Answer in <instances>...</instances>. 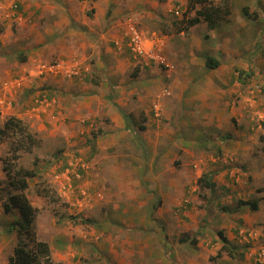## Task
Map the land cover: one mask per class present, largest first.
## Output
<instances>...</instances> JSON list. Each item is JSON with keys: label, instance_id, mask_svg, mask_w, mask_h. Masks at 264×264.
<instances>
[{"label": "rangeland", "instance_id": "1", "mask_svg": "<svg viewBox=\"0 0 264 264\" xmlns=\"http://www.w3.org/2000/svg\"><path fill=\"white\" fill-rule=\"evenodd\" d=\"M96 1L0 0V130H5L0 133V219L14 222H0V264H9L19 240H29L19 232L18 205L24 201L34 209L29 227L35 239L49 243L51 264H264V0H210L229 13L212 25L201 16L191 30L181 22L197 16L204 4L131 0L118 6L115 1L126 0H110L101 23L120 34L118 24L138 11L139 26L157 32L159 40L166 35L168 41L169 67H129L138 82L156 72L148 68L160 69V74L153 75L159 81L157 91L147 84L139 93L142 102L131 97L117 102L123 128L95 101L87 109H99L90 113L78 100H64L77 94L79 84L87 94L88 86L103 78V66L87 69L93 49L86 41L92 38L80 35L84 50H78L79 57L71 47L76 35H62L84 14L94 19ZM57 6L63 7L60 16ZM117 6L127 11L116 17ZM99 33L107 35V28ZM109 45L124 50L116 39ZM26 46L35 47L33 58ZM21 55L30 58L27 64L22 65ZM208 56L220 59L204 75L216 80L211 93L205 92L214 108L194 109L192 97L183 100L184 113L171 103L170 74L186 66L197 74ZM58 60L79 64L82 74H61L54 78L57 83L50 80L53 75L38 74L41 62ZM136 69L143 77L134 75ZM231 143L238 153L228 152ZM10 168L12 174L27 168L37 175L25 190H16L9 183ZM160 170L171 173L175 186L185 179L182 197L165 203L168 185L163 191L155 187L170 176ZM200 178L213 187L206 188ZM240 200H257L261 210L240 207ZM238 211L255 219L251 226L243 217L233 220L237 228L231 232L240 241H229L231 257L221 250L219 231L228 233L229 226L221 225L223 216Z\"/></svg>", "mask_w": 264, "mask_h": 264}, {"label": "crops", "instance_id": "2", "mask_svg": "<svg viewBox=\"0 0 264 264\" xmlns=\"http://www.w3.org/2000/svg\"><path fill=\"white\" fill-rule=\"evenodd\" d=\"M129 1H130V3L132 2L131 0H126L124 3H120L117 1H115V2L118 6H128ZM109 4H110V0L96 1V3L94 4V9H92V11L95 15L94 19H91V17L89 18L88 15L84 14L83 17H81V19L80 18L77 19L76 25L72 26L73 28L71 29V32L67 31L64 34L62 33L63 36H65L67 34H75L77 36V37L75 36V38H77L76 42L74 43V41L72 40L73 45L71 46L72 48L77 49L76 51H74L75 54H73L76 56H79V52H81V51L78 52V50H80L81 47L83 48V45H84V43L82 44L83 38L80 37V35H84V36H87L89 38H92L91 40H89L91 42L86 41L87 43H89L92 46V49H93L92 54H91L93 56L92 62L90 64H88L87 69L91 70L93 68V66H95V65H97L99 67L103 66V68H104V72L102 75L103 76L102 81H100L99 83L89 85L88 86L89 89L87 90L88 91L87 94H84V92H81L82 90H84L83 89L84 86H82V88H81V86H80L81 84H79L77 94H69V95H67L66 98H64V100L66 99V101H67L68 98L72 97V102L77 103V100H78L80 106H82V108H84L83 111L84 112L88 111L90 113H95L99 109V108L96 109V111H95V109H87V107H90V105H92L89 102L95 101L97 103L98 107L103 105V107L108 108V113L112 116V120L114 119L116 121L115 122L116 127L123 128V127H125V122H123V120L119 121L121 117L119 116V114L116 111L117 102L120 105L123 103L124 99H129L130 97L135 98V101L138 99V103L142 102V100H144V98L139 93H141L144 88H146V90H147V88H148L146 86L147 84L150 85V89L152 87L154 89V91L156 90V87L159 84L158 83L159 81L157 79H155L153 75H159L160 69L157 70V68H154V69L148 68L150 70V72H151V70L156 71V72L154 74H151L152 76L150 78L144 79V82L143 81L138 82L137 77H130L131 73L129 74L128 69H129V67L131 68V70L137 68L138 67V59H136L132 55V53L129 52L128 49H124L123 51H119V50L116 51L114 48H112L109 45V42L111 41V39H114V40L116 39V41H117L121 36V32L119 34L118 33L119 30L117 28H115L114 26L108 27V24H106L104 21H103V23L100 22L101 18L103 16H105V14H107ZM106 6L108 7L107 9H106ZM118 6L116 9V12L114 13V15H116V17L121 15L123 12L127 11V8H125L123 11H120L118 9ZM57 8H58V10L56 11V14L60 16L61 12L63 11V7L61 8V6H57L56 9ZM79 13H81V12H79ZM135 13L138 17V11H136ZM120 24H118V27H120L122 29L123 25H120ZM67 25H65V26H67ZM195 26H197V25H195ZM75 27H78L77 31H76L77 28H75ZM103 28H107V35H105L103 33L100 35L99 32ZM192 28L193 27H190L189 30H191ZM62 32H63V30H62ZM89 33H94V34L92 35V37H90L88 35ZM32 37H34V36H32ZM75 38H74V40H75ZM102 39H103V41H102ZM34 46H36V45H34ZM22 48L23 47H21L20 49H22ZM26 48L27 49L30 48L29 53L31 54V57L33 55H35L34 54L35 47H33L31 49V46L30 47L26 46ZM22 50H24V49H22ZM22 50H20V52ZM82 50H84V48ZM71 51H72L71 49L68 51V55L71 53ZM87 54H90V52H87L86 55ZM79 57H82V56H79ZM212 57H214L220 61V59L217 58V56H212ZM89 58H90V56H89ZM29 59L30 58L26 56V60L22 61V65L27 64ZM203 63L205 64L204 65L205 69L203 70V71L206 70L205 73L203 71H201V72L199 71L198 72L199 74L198 73L193 74V70H190V68H187V66H186L185 70H177L175 74H173V73L170 74L171 75V90H172V99H171L172 101H171V103L174 104L175 108H179V109H181V111L184 112L185 104L182 103L183 100L187 99L190 101V99L192 97H196V98H194L195 99L194 104H193L194 109H199V108L201 109V108H204L205 106H207L208 108H214L212 106V104H210L212 102V99L210 100V96L208 98L207 94L205 92L207 91V92L211 93V91H209V90L211 88H213V86H215L216 80L211 75L205 79L204 75H206L207 69H209V68L206 65V59H205V61H203ZM154 65L155 64L148 65V66H154ZM157 67H158V65H157ZM141 71H143V70H141ZM133 73H134V75L135 74L138 75L139 70L136 69L133 71ZM139 74L141 75V77H143L142 72ZM127 78H133V79L127 80ZM52 79L54 80L52 82H54V83L58 82V80L56 81V79H54V78H51L50 80H52ZM78 83H77V85H78ZM83 83H85V82H83ZM237 83H239V82H237ZM189 89L191 90V93L187 95L186 92L190 91ZM68 90L73 91L72 89L69 88V86H68ZM192 91H193V95H192ZM218 91H219V89L215 88V94ZM111 93L114 94V96H112ZM185 95H187V96H185ZM205 101H206V103H205ZM67 103H68V101H67ZM163 103L165 104V106H167L166 111L168 112V108H169L168 105L165 102H163ZM201 111H202V109H201ZM208 115H210V114H208ZM206 117H207V115H206ZM210 122H211L210 118L209 119L206 118L205 123L209 124ZM208 126H210V124ZM227 145L230 146V149H231L228 151L229 153L235 154V153H238L240 151L239 148L237 147V145H234L233 143L227 144ZM186 151H187V149L182 150V152H183L182 157L186 156ZM152 163H153V160H151V165L153 166ZM172 168L177 170L176 167L172 166ZM161 170H160V172H164V174L166 176H168V175L170 176L168 178H165V180H163L161 183L156 184V187H155L157 190L163 191V190H165V188L163 187L164 184L166 186L168 185L166 187V189H169V190H166L165 192H163L164 194H166V197L163 196L165 203L170 202L169 199L173 196H174L173 200H175L178 197L179 198L182 197L186 192V187L184 184L185 179L184 178L181 179L182 183L180 186L179 185L175 186V182L172 181L173 178H172L171 173L167 174L165 171H161ZM226 185H228V184H226ZM174 193H175V195H174ZM259 205L261 206V204H259ZM259 210H261L260 207H259L258 211ZM246 214L244 216H242L241 213H239V211H238L237 214L233 213L231 215L226 214L223 216L221 225H222V227H225V224L227 227L229 226L228 227L229 230H228V233L226 234V236L228 237L230 242L239 243V241H240V240H237V236L231 232V230L234 231L237 228L233 222V220L236 219V217H239V216L243 217V221H244L245 225H248V226L252 225V221H254L255 218L252 215H250L249 213L247 215ZM239 221H240V219H238V221L236 222L237 225H238ZM2 230L5 231V228H3ZM4 235H5V233L4 234L2 233L1 237L3 238ZM2 241H3V239H2ZM3 242H5V241H3ZM3 248H4V246L2 247V249L0 248V251H3Z\"/></svg>", "mask_w": 264, "mask_h": 264}, {"label": "trees", "instance_id": "3", "mask_svg": "<svg viewBox=\"0 0 264 264\" xmlns=\"http://www.w3.org/2000/svg\"><path fill=\"white\" fill-rule=\"evenodd\" d=\"M194 3L198 2L200 4H204L201 10H197L198 15L194 16L192 18L185 19L183 18L181 25L184 29H189L192 25H195L201 21V16L204 17V19L210 24H214L219 19H223V17L229 13V9L223 8L220 5H215L210 2V0H192ZM193 3V7H194ZM208 3V4H207ZM207 4V5H206ZM188 12V10H187ZM26 60L25 55H21L20 61ZM206 65L211 68H216L220 65V61L212 56H208L206 58ZM18 125V124H17ZM21 128V127H20ZM5 130H0V133H4ZM32 139V138H30ZM7 169V168H6ZM7 175L9 177V183L10 185L16 189V190H25L28 187V180L32 177H35L37 175V172L31 169L27 168H19L15 170L14 174L10 170L7 171ZM201 184L204 182V186L206 188H212L214 183L210 182L209 180H203V178H200ZM239 206H249L252 210H258L259 209V201L252 200L251 202L249 200H240L238 202ZM20 212L22 213L20 219L18 220V223L21 227V230L19 232H25L27 238H29L28 241H22L19 240L20 244L17 245L14 249V255L10 256L9 264H51V250L49 243L43 240H36L35 233L31 229L30 223L33 219V211L34 209L31 207L29 203L24 201V203L18 205ZM238 207V208H240ZM7 210L11 209L9 205L7 204L5 206ZM82 221L89 222L90 220H84ZM219 235L222 239V249H225L228 252V255L233 257V252L231 249L230 240L228 237L223 233V231H219ZM20 236V235H19ZM221 252H219L220 254Z\"/></svg>", "mask_w": 264, "mask_h": 264}, {"label": "built area", "instance_id": "4", "mask_svg": "<svg viewBox=\"0 0 264 264\" xmlns=\"http://www.w3.org/2000/svg\"><path fill=\"white\" fill-rule=\"evenodd\" d=\"M124 39L127 40V45L134 56L139 58L142 62L148 64L157 63L169 67V62H167V59L163 54V39L160 38L161 40H159L158 38L153 37V35L149 34L147 31L138 28L131 18H128L126 21ZM79 71L80 70L77 65L66 64L64 61L41 62L38 65V74L41 76L45 74H67L71 76L72 73H80ZM7 103L8 106H11L12 104L11 101H7ZM1 106L3 105L0 103V107ZM153 106L155 109V114L159 115V104L156 102Z\"/></svg>", "mask_w": 264, "mask_h": 264}, {"label": "clouds", "instance_id": "5", "mask_svg": "<svg viewBox=\"0 0 264 264\" xmlns=\"http://www.w3.org/2000/svg\"><path fill=\"white\" fill-rule=\"evenodd\" d=\"M178 14H179V12H177ZM135 15H136V13H135ZM135 15H127L124 19H122V22H121V24L120 25H123V28L121 29V36H120V38L116 41V44L118 45V48L119 49H122V47L124 48V49H128L129 50V52H131V50L129 49V47H128V45H127V40L126 39H124V32H125V28H126V21H127V19L128 18H131L133 21H134V23L136 24V26L138 27V28H140V29H142V30H145L144 28H142L141 26H139V23H138V20H137V18L138 17H136ZM145 31H147L149 34H151V35H153V37H155V38H158V35H157V32H150V31H148V30H145ZM163 41H164V50H163V54L165 55V57H166V59H167V61H168V55H167V53H166V51H167V45H168V41H167V36L166 35H163ZM132 53V52H131ZM132 55L134 56V54L132 53ZM135 57V56H134ZM136 58V57H135ZM136 59H138V63H140V64H143V66L144 65H152V64H155V63H145V62H142L139 58H136ZM58 61H62V60H58ZM55 62V61H54ZM75 65H77L78 67H79V70H80V65L79 64H76V63H74ZM73 64V65H74ZM165 67H167V66H165ZM87 70V69H86ZM80 73L79 74H82V72H81V70L79 71ZM61 74H59V75H53V78H55V77H59ZM52 75H49V77H51ZM2 220V221H1ZM7 220V217H2L1 219H0V222H2V223H5V221ZM6 223H8L7 221H6ZM11 223H13L14 224V222H11ZM10 223V224H11ZM9 223H8V225H10ZM2 227H4L5 228V226H2ZM10 228V227H9ZM8 232L9 233H12L13 234V231H12V229H11V232H10V230H8ZM13 236V235H12ZM17 246V245H16ZM15 246V247H16ZM14 247V248H15Z\"/></svg>", "mask_w": 264, "mask_h": 264}]
</instances>
